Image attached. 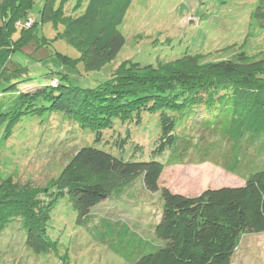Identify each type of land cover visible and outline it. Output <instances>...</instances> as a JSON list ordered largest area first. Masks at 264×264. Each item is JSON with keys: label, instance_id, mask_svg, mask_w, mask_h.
<instances>
[{"label": "trees", "instance_id": "obj_1", "mask_svg": "<svg viewBox=\"0 0 264 264\" xmlns=\"http://www.w3.org/2000/svg\"><path fill=\"white\" fill-rule=\"evenodd\" d=\"M35 1L0 3V48L9 54L36 55L48 43L37 31L39 23L46 22L63 24L59 36L80 52L78 58L55 52L69 67L83 62L87 71L100 70L122 50L126 37L120 26L132 0H88L85 10L77 14L69 11L76 12L86 0H75L70 10L66 9L70 0H46L40 22L29 18ZM30 20L32 24L26 25ZM18 28L20 36L13 39ZM205 56L183 53L156 65L124 60L111 78L96 87L63 82L69 76L52 70L48 76L56 85L26 91L19 84L33 78L2 79L4 70H0V129L5 135L23 116L51 112L66 114L96 133L47 186L0 178V235L7 225L21 221L33 254L66 264L68 255L59 252L49 233L52 212L66 197L78 223L91 225L93 239L131 264H232L247 233H264V58L245 52L219 60H203ZM9 64L4 68L11 74L21 75L25 69L19 61ZM213 112L215 120L210 121ZM146 115H157L159 121L149 160L139 159L142 144L126 157L129 134L103 141L104 131L112 129L116 120L141 125ZM185 118L222 135L209 140L201 135L194 141L177 131ZM190 149L197 163L217 164L243 184L207 188L197 195L160 189L158 179L165 163L158 157L169 151L178 160ZM140 175L146 191H161L164 201L159 219L152 223L153 236L129 221L93 212L106 199L135 197L128 189Z\"/></svg>", "mask_w": 264, "mask_h": 264}, {"label": "rangeland", "instance_id": "obj_2", "mask_svg": "<svg viewBox=\"0 0 264 264\" xmlns=\"http://www.w3.org/2000/svg\"><path fill=\"white\" fill-rule=\"evenodd\" d=\"M87 1L76 12L69 11L70 14L85 10ZM45 2L35 1L29 11L31 20L40 22V11ZM74 2L70 0L66 9L70 10ZM58 4L57 1L55 5ZM63 30V24L56 27L52 22L39 23L38 34L46 36L48 43L36 55L25 51L9 54L6 48H0V70H4L1 78L31 77L32 80L20 83L19 88L34 90L38 85H56L57 81L48 76L54 70L69 76L62 79L63 82L96 87L111 78L117 65L128 59L156 65L160 60L183 53H204L203 60H219L240 52L256 59L264 58V0H132L120 26L126 37L122 50L112 62L94 71H87L83 62L69 67L56 57V51L80 57V52L59 36ZM19 36L20 28L14 32L13 39ZM17 61L25 67L21 75L11 74L8 67L4 68ZM214 116L213 112L210 121L215 120ZM158 123L157 115H146L141 125L116 120L112 129L104 131L103 141L113 140L118 135L125 138L129 134L126 157L132 155L137 144H142L139 159L149 160L159 132ZM177 131L191 136L194 141L201 135L206 140L219 139L222 135L220 132L214 134L208 126L198 125L188 118L178 123ZM95 134L63 113L27 114L7 135L0 129V178L12 177L20 183L47 186L59 177L80 146L95 139ZM181 144L180 149L184 148ZM188 152L192 156L188 154L178 160L172 159L169 151L158 157L165 163L158 179L160 189L168 187L176 193L197 195L207 188L243 184L240 177L217 164L210 161L197 163L193 151ZM128 190L136 198L112 197L96 206L93 212L98 216L129 221L140 232L149 230L153 236L152 223L159 219L164 203L161 191H146L143 175L136 178ZM15 222L14 226L7 225L1 232L0 264H59L52 256L33 254L26 245V231L21 221ZM90 228L78 223L71 203L66 197L61 198L52 212L49 233L57 241L59 252L68 255V264H131L93 239ZM232 264H264V233H247Z\"/></svg>", "mask_w": 264, "mask_h": 264}, {"label": "built area", "instance_id": "obj_3", "mask_svg": "<svg viewBox=\"0 0 264 264\" xmlns=\"http://www.w3.org/2000/svg\"><path fill=\"white\" fill-rule=\"evenodd\" d=\"M32 22H33V21L30 20V21H28V22L26 23V25L29 26L30 24H32Z\"/></svg>", "mask_w": 264, "mask_h": 264}]
</instances>
